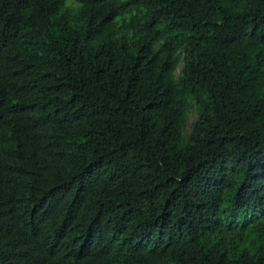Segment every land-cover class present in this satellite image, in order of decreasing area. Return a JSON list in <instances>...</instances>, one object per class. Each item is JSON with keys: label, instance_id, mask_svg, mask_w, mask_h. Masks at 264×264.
<instances>
[{"label": "trees", "instance_id": "obj_1", "mask_svg": "<svg viewBox=\"0 0 264 264\" xmlns=\"http://www.w3.org/2000/svg\"><path fill=\"white\" fill-rule=\"evenodd\" d=\"M0 264H264V0H0Z\"/></svg>", "mask_w": 264, "mask_h": 264}, {"label": "rangeland", "instance_id": "obj_2", "mask_svg": "<svg viewBox=\"0 0 264 264\" xmlns=\"http://www.w3.org/2000/svg\"><path fill=\"white\" fill-rule=\"evenodd\" d=\"M183 68V63H180L176 72V77L179 76L181 70ZM198 118V113L195 107H192L187 115V125L186 128L184 130V136L185 138H188L192 132L193 129V125L195 124L196 120Z\"/></svg>", "mask_w": 264, "mask_h": 264}]
</instances>
